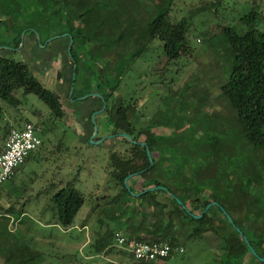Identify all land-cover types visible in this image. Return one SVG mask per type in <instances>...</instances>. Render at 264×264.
<instances>
[{"label": "rangeland", "instance_id": "374dc122", "mask_svg": "<svg viewBox=\"0 0 264 264\" xmlns=\"http://www.w3.org/2000/svg\"><path fill=\"white\" fill-rule=\"evenodd\" d=\"M163 4V0H0L1 17L8 16L16 27L47 22L39 31H25L19 47L6 46L0 57L23 62L31 70L47 59L49 73L42 77L47 82L54 73L50 89L60 97L65 111L64 118L56 120L37 96H23L19 91L15 92L20 100L17 107L0 101V152L5 147V132L26 122L42 129L41 147L3 184L0 264L6 260L17 264L19 259L11 254L23 243L39 252L38 264H137L118 246L116 235L138 241L137 237L149 239L154 230L153 208H139L137 202L126 206L127 215L118 222L112 220L120 208L114 197L121 186L111 176V156L115 152L125 156L133 143L121 137L103 142L110 132L99 122L98 135L91 141L94 128L90 115L101 106L95 98L70 100V64L65 72L62 67L68 60L66 55L70 56L68 40L75 41V49L88 66L97 63L103 68L102 78L92 77L91 70L87 72V86L101 84L104 79L113 85L120 81L119 95L138 106L134 122L137 131L145 125H161L154 132L165 137L161 143L156 141L159 139L152 141V157L157 158L163 148V166L180 164L173 172L160 166L161 181L170 178L168 173H175L179 178L175 184L183 194L217 195L236 220L239 212L241 217L251 215L250 223L264 226V151L246 140L236 112L221 91L233 67L223 30L232 27L239 33L246 32L249 26L242 18L252 10L260 17L257 28L264 30V0H175L170 19L188 25L186 41L191 48L178 60L165 56L158 39L142 48L147 25ZM55 25L62 35H56L55 27L49 32L48 28ZM14 33L0 30L2 40L10 44ZM80 36L84 40H79ZM57 72L62 78L54 76ZM103 117L101 113L96 119ZM154 176L150 172L131 178L127 184L135 190H128L130 195L124 194L125 200L133 204L137 192L144 190L143 182ZM65 184L77 189L85 200L74 224L67 228L54 224L51 204V197ZM21 209L24 215L15 222L2 217L5 212L11 215L12 210ZM134 213L137 220L144 219L140 234L128 231L126 225L125 218ZM112 235L115 238L110 241ZM104 239L110 244L98 248ZM183 243L185 252L177 250L164 264H222L224 260L222 251H214L204 241L184 239ZM251 257L248 255L244 264H259Z\"/></svg>", "mask_w": 264, "mask_h": 264}, {"label": "trees", "instance_id": "16d2710c", "mask_svg": "<svg viewBox=\"0 0 264 264\" xmlns=\"http://www.w3.org/2000/svg\"><path fill=\"white\" fill-rule=\"evenodd\" d=\"M174 2L175 0H163L164 4L160 6L158 15L150 20L147 25L144 34L145 44H143L142 47L143 50H145L150 42L158 39L162 43L165 56L169 60H178L191 51V48L186 41L188 25L184 21L173 23L170 19V13ZM259 18L258 13L252 10L242 18V20H244L249 26L246 32L239 33L232 27H227L223 30L224 36L227 38L231 50L233 67L228 80L222 85L221 91L229 100L232 109L236 112L246 140L252 146L264 151V30L257 28V24L260 20ZM45 24H47L46 21L41 23V25ZM41 25L37 23L34 25L16 27L9 22L8 16L1 17L0 15V30L4 28L6 34L15 32L13 44L3 41L0 36V47L8 46L15 49L18 48L21 42L22 33L32 29L38 30ZM54 27L56 35L60 36L63 34L58 30L57 25L48 28L49 32H51ZM79 40H84V38L80 36ZM74 46L75 41L71 51L72 57L68 56L71 72L70 89L72 83H74L75 87L72 99H78L91 93H100L104 95L106 100H108L111 93L117 91L121 86L120 81L113 85L109 84L107 79H104L101 84L98 83L97 85L93 84V86H87V72L91 70L92 77L98 79L104 76L103 68L97 65V63L88 66L82 53L79 50L77 51ZM75 65L77 66L76 78L75 81H73L72 78ZM16 91L21 92L23 96H37L48 107L50 113L56 120H62L64 118L65 113L63 111L60 97L47 91L33 75L27 64L2 56L0 57V101L17 107L20 104V100L15 96ZM94 112L91 113L90 120ZM125 114V110L120 112L118 116L119 123L116 126V129L123 133L133 135V130L131 129V125L127 121ZM160 126L161 125H157L156 123L150 125L149 129H151L152 133L146 132L150 140L159 139L156 141L161 143L162 137L154 132V129L160 128ZM139 133L143 136L145 130L142 129ZM8 134L9 132L4 133L3 137L5 141ZM142 140H144V137ZM123 141L129 142L125 138H123ZM151 150L153 151L152 148ZM126 154L125 156H121L119 153L115 152L111 156L112 166L114 167L111 176L115 179L117 184L121 186L120 192L114 197V203L120 206V208L114 214L115 217L112 220L115 223L118 222L122 217L127 215L125 210L126 206L134 205L136 202L139 208L152 207L154 211L153 217L156 219L154 230L150 233L149 239L137 237L138 241L167 242L171 246L177 247L179 239L184 235L193 238L211 231L223 242L222 256L224 260L220 263L244 264L247 256L251 254L242 236L226 219L221 210L223 208L232 217L235 225L240 228L248 238L250 244L257 253V256L259 258H264V226L260 227L253 222L250 223L249 221H252L251 215L241 217L239 212H237L238 220H236L226 209V203L222 200L223 198H220L217 195L210 198L203 195H196V197H193L190 191H188L189 195L181 197L176 193V187H178L177 184L160 180L158 177L160 170L158 168L164 165L166 150L163 148L158 150V157L153 158V164L149 161L146 147L132 145L131 149L126 151ZM30 156L28 158H30ZM172 156L174 155L172 154ZM177 165L178 167L180 166V164ZM261 165L264 170V159L262 160ZM169 166L170 172H173V168L176 166L173 163H170ZM150 172L155 173L156 176L144 182V190L151 186H156L163 187L167 189V191L158 189L153 192H147L136 197L133 204L128 200L126 201L124 194L129 196L130 193H128L124 180L133 174H136V177L134 178H138ZM174 174L173 177L176 176ZM131 191H134V189L131 188ZM137 194H139V192H137ZM161 196H164L167 202L162 201L160 198ZM176 198L182 201L183 205L191 211V214H188L187 211L183 209L182 205L178 204ZM226 201L229 202L228 200ZM212 202L218 203V206L212 205L199 219L193 216L196 214V209H200L202 213ZM51 204L53 206L54 224L67 228L74 224L75 218L85 204V200L77 189L73 188L70 184H65L62 189L51 197ZM12 211L11 215L4 211L5 213L2 214V217L4 216V218L9 219L10 217L8 216H14L15 219L18 217L19 220V217L24 215L22 209L20 211ZM134 214L126 220V225L129 228L128 231L133 234L140 231L144 223V219L137 220V213ZM114 238L115 236L112 235L110 241ZM108 241L109 240L104 239L102 245L101 242H99L98 248H106L110 244ZM11 256H15L19 259L17 264H38L40 261L39 252L32 251L26 243H23L18 247ZM8 258L10 259V256ZM251 261L264 264L255 256L251 257ZM3 264H11V262L6 260ZM137 264L155 263L137 262Z\"/></svg>", "mask_w": 264, "mask_h": 264}, {"label": "built area", "instance_id": "2783aa9c", "mask_svg": "<svg viewBox=\"0 0 264 264\" xmlns=\"http://www.w3.org/2000/svg\"><path fill=\"white\" fill-rule=\"evenodd\" d=\"M41 132V126L32 122L10 131L0 153V186L11 180L28 157L41 146ZM116 239L118 246L138 263L162 261L177 250L183 251L167 242L129 241L120 234L116 235Z\"/></svg>", "mask_w": 264, "mask_h": 264}, {"label": "flooded vegetation", "instance_id": "af4514ba", "mask_svg": "<svg viewBox=\"0 0 264 264\" xmlns=\"http://www.w3.org/2000/svg\"><path fill=\"white\" fill-rule=\"evenodd\" d=\"M53 74H50L49 75L50 78H49V81H47V82L44 81V79H42L39 76H38L37 80L40 83H43L44 84V88L45 89H47V88L50 89L51 88L50 84H51V79H52L51 77H52ZM54 76L57 77V79H60L62 77V74L60 75V73L57 72V73H55ZM57 81H59V80H57ZM118 91H119V89L117 91L112 92L111 93V96L109 97L108 100H106V98L104 97V95H102L100 93L99 94L102 95L103 99L93 97V98H96V100L100 103V106H101L99 110H95V111L102 110L103 107H104V103L106 102V108L102 112V113H104V117L101 120H99L98 118L97 119L95 118L96 119V122H99V123L103 124L104 127H105L104 129L110 132V134L109 135H106V137H108V136L119 137V135H121V134H126V133H123V132L118 131L116 129V126L119 123L118 116H119L120 112H123L125 110L126 111V114L125 115H126L127 121L130 123L131 129L133 130V135H130V136L136 142L133 145L134 146L135 145H140L141 146L142 143H145L146 145L144 147H146V152H147V148H149L151 154H153L154 151L151 150V144H152V141L153 140H150L149 136L146 133V132L152 133L151 129H149L150 125H145L142 128V129L145 130V133H144L143 136L140 135L139 132H141L142 129H139L137 131L136 125L134 124V122L137 120L136 119V115H138V113H139L138 106H137V104L133 100H130L129 102H127L126 99L122 95H119V92ZM91 94H94V93H91ZM69 95H70V91H69ZM78 99H74V100L72 99V101H78ZM116 112H117V115H116ZM92 124L93 123L91 121V125ZM92 128H94V125L92 126ZM140 137L141 138L144 137V140H146V141L142 140ZM163 137H165V136H162V138ZM151 187H153V186H151Z\"/></svg>", "mask_w": 264, "mask_h": 264}, {"label": "water", "instance_id": "95a60500", "mask_svg": "<svg viewBox=\"0 0 264 264\" xmlns=\"http://www.w3.org/2000/svg\"><path fill=\"white\" fill-rule=\"evenodd\" d=\"M24 35H25V32L23 33L21 39H23ZM53 39H54V38H53ZM72 44H73V40L70 41V45H69V47H68V53H69L70 57H72V52H71V51H72ZM7 49H8V47H6V46H2V47H0V51H1V50H7ZM76 68H77V66L75 65V66H74L73 78H72L73 81H75V78H76ZM41 84H42L43 87H44V84H43V83H41ZM74 89H75V87H74V83H72V87H71V89H70V95H69L70 98H72V96H73V94H74ZM46 90H47V91H50V92H52V93H54V92H53L51 89H49V88H47ZM93 97L103 99L102 95H100L99 93H94V94H88V95H85V96H83V97H80L78 100H79V101H82V100H87V99H89V98H93ZM105 108H106V102L104 103V107H103L102 110H100V111H95V112L92 114V116H91V121H92V123H93V125H94V133H93V135H92V139H91V141H93V140L97 137L98 132H99V129H98V126H97V122H96V119H95V118H96V116H97L98 114L102 113L103 110H104ZM63 111H64V109H63ZM64 113H65V111H64ZM116 115H117V112H116ZM113 137H114V136H108V137H106V138L103 139V142H104L106 139H110V138H113ZM119 137H121V138H125V139H127L128 141H131L133 144L136 143V142L134 141V139H133L130 135H128V134H121V135H119ZM141 145H142V146H145L146 144H145V143H142ZM147 156L149 157L150 162L153 164V157H152V154H151L149 148H147ZM135 175H136V174L130 175V176H128V177L124 180V183L126 184V187H127V189H128L129 191H131V188L129 187V185L127 184V182H128L131 178L135 177ZM132 189H134L133 186H132ZM158 189H163L164 191H167V189H165V188H163V187H156V186H153V187H150V188H148V189H146V190H142V191H140L139 194H137V196L143 195V194H145V193H147V192H153V191H156V190H158ZM134 190H135V189H134ZM176 201L178 202L179 205H182L183 209L186 210L188 214H191V211H190L185 205H183V203H182V201H181L180 199L176 198ZM212 204H214V205H218V203H212ZM212 204H211V205H212ZM211 205H209V206L206 208V210L202 213V215H200V216H195V215H193V216H194L195 218H201V217L206 213V211L211 207ZM222 211H223V213H224L226 219H227L228 222L230 223V225H232V226L234 227V229H235V230H236V231L242 236V238H243V240H244L246 246H247L248 249H249L250 254H251L252 256L257 257V259H258L260 262L264 263V258H259V257L257 256V253L255 252L254 248H253L252 245L250 244L248 238L244 235L243 231L235 225L234 220L232 219V217H231L226 211H224V209H222Z\"/></svg>", "mask_w": 264, "mask_h": 264}, {"label": "crops", "instance_id": "0c3cea01", "mask_svg": "<svg viewBox=\"0 0 264 264\" xmlns=\"http://www.w3.org/2000/svg\"><path fill=\"white\" fill-rule=\"evenodd\" d=\"M55 39V38H54ZM68 43H70L69 42V40H68V42H67V44ZM65 49V47L63 48V50ZM61 50H59V52H60ZM58 52V53H59ZM66 57L68 58V60L66 59V60H64L63 62H62V67H63V69H64V72H65V70H67V68H68V66H69V64H70V62H69V57L66 55ZM47 59H45L43 62H42V64H41V66H39V67H36V66H34V67H32V70L31 71H33V72H35L36 73V75L37 76H39V77H41L42 79L44 78V77H42V76H44V75H47L48 74V71L46 70V67H47ZM70 67V66H69ZM32 72V73H33ZM39 73V74H38ZM34 76H35V74H33ZM36 77V76H35ZM37 78V77H36ZM62 78V77H61ZM69 98H70V96H69ZM96 99V98H95ZM61 100V99H60ZM70 100H72V98H70ZM79 101V100H78ZM61 103H62V101H61ZM93 132H94V130H93ZM170 165V164H169ZM163 166V167H167L168 169H170V166ZM165 175V174H164ZM159 176L161 177V176H163V169L162 168H160V174H159ZM167 177H170V178H167V179H165V180H163V181H167V180H169V182L170 183H176L175 182V180H179V178H178V176L176 175V176H174L173 177V173H168V176ZM138 179V178H137ZM152 179V178H151ZM148 180H150V178L148 179ZM146 181V180H145ZM144 181V182H145ZM135 182H137V181H134V183ZM144 182H143V185H144ZM4 190H5V186L3 185V186H1L0 187V201L3 203V199H4V194H3V192H4ZM183 190H185V189H183ZM176 193H177V195H180L181 197H185L186 195H189L188 194V192L185 194H183V192H180V190H179V188H177L176 187ZM161 198V200L162 201H164V202H167V200H166V198L164 197V196H161L160 197ZM2 203H0V209H1V207H2ZM212 203H214V202H212ZM211 203V204H212ZM210 204V205H211ZM212 205H214V204H212ZM211 205V206H212ZM206 210V209H205ZM204 210V211H205ZM203 211V212H204ZM208 211V210H207ZM206 211V212H207ZM202 212V213H203ZM196 214H195V216H200V215H202V213H201V210L200 209H196V212H195ZM1 215V214H0ZM8 217H10V219L13 221V222H15L16 221V219H15V217L14 216H8ZM127 218H125V220H126ZM199 219V218H198ZM152 226H150V228H151ZM150 228H148V231L149 232H147V233H150L151 232V229ZM138 234H140L141 233V230L140 231H138L137 232ZM190 240V241H192V242H197L198 240H200V241H204L206 244H207V246L209 247V245H211V248L212 249H214V251L215 250H217L218 252L219 251H223L222 250V248H223V242L221 241V239L219 238V237H217L213 232H211V231H208V232H205L204 234H202V235H200V236H195V237H193V238H189L187 235H184V236H182L180 239H179V243H178V245H177V247L179 248V249H183V251H180L179 250V253H184L185 252V250H186V247H185V244L183 243V240ZM217 240H220V241H217ZM176 252V251H175ZM175 252H173L171 255H170V257H172L174 254H175ZM170 257H168L167 259H169ZM167 259H164V260H162V261H158V262H154L155 264H164V262L167 260Z\"/></svg>", "mask_w": 264, "mask_h": 264}]
</instances>
